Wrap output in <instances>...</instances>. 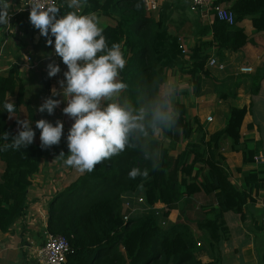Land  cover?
Listing matches in <instances>:
<instances>
[{
	"label": "trees",
	"instance_id": "trees-1",
	"mask_svg": "<svg viewBox=\"0 0 264 264\" xmlns=\"http://www.w3.org/2000/svg\"><path fill=\"white\" fill-rule=\"evenodd\" d=\"M215 5H224L234 13L233 26L212 14L210 23L198 22L191 32L173 34L168 23L174 11L155 19L146 14L141 0H86L79 13L110 21L103 28L104 35L109 44L121 45L127 61L121 78L129 88L121 99L141 106L162 96L161 88L175 70L188 78L194 95H199L203 79H213L207 66L209 58L215 56L223 65L226 53H237L251 41L240 26L243 21L250 22L253 34L264 36V0H215ZM58 7L61 14L70 11L66 0H60ZM163 7L167 11L174 5L167 1ZM187 39L194 44L183 54L181 46ZM263 77L264 65L257 72L256 82ZM9 96L16 105V115L24 107L35 129L38 119L25 102V84L16 66L0 75V102ZM217 96L227 102L228 97L220 91ZM175 107L178 120L172 129L134 138L132 147L97 164L92 172L85 171L49 201L46 231L64 237L70 246L64 264L221 263L218 245L231 238L224 214L243 217L250 195L264 191V167L242 173L241 187L232 181L222 145L227 143L226 152L242 153L243 165L264 164V152L260 141L246 140L241 134L249 108L228 106L222 129L210 132L197 117L188 118L183 105L175 103ZM7 118L6 112H0V134L7 132L11 138L20 126L9 124ZM67 132L61 140L65 155ZM181 145L182 152L172 156L170 150ZM45 151L36 130L33 144L26 149L0 152V235L9 234L26 214L28 190ZM134 167L148 169V175L130 178ZM140 189L149 212L132 218L123 196ZM198 194L212 200L198 207L194 220L184 217L188 223H170L168 216L179 206L186 212L193 210L192 200ZM191 223L196 231L189 227ZM203 253L208 260L201 256Z\"/></svg>",
	"mask_w": 264,
	"mask_h": 264
},
{
	"label": "crops",
	"instance_id": "crops-1",
	"mask_svg": "<svg viewBox=\"0 0 264 264\" xmlns=\"http://www.w3.org/2000/svg\"><path fill=\"white\" fill-rule=\"evenodd\" d=\"M190 2L191 0H169L170 6L173 4L174 7L164 11L162 6L163 9L161 7L160 11L152 17L158 19L161 13L164 14L165 12L168 15L174 11L172 13L174 15L179 12L181 15L175 19L171 16V21L168 23V30L173 34L174 32L190 31L198 22L210 23V18L204 19L201 17V21L193 20L190 17L186 18V15H189L187 12L191 13L189 11ZM29 10L30 8L23 7L18 0H11V27L0 29V75L16 66L25 84V102L33 108L35 117L38 120L43 118L53 123L57 120H63L62 123L64 124V122L71 120L62 113L63 107L66 106L65 103H61L54 109L51 115L54 121L51 120L49 115L47 116L46 112L40 113L37 111L39 105L51 96L52 88L59 90L57 81L63 79V72L67 69L61 59L55 55L54 49L46 44L45 38L40 36L39 31L30 24L28 19ZM96 18L102 28L107 24H111L106 18L97 16ZM180 26L183 27L182 30L179 29ZM240 26L244 28L251 41L241 51L225 54L223 70L209 68L213 79L211 81L203 79L202 90L199 95H194L192 88L187 83L188 78L181 76L178 70L171 72L167 77L161 88V94L166 93L171 85H175L174 103L183 105L187 117L190 119L197 117L210 132L220 130L224 126L223 122L209 128L206 126V124L215 122L214 111L217 110L225 114L228 112V106L230 105L239 108H253V114L249 112L243 120L241 134L246 140L263 142L261 150L264 152V129L260 132L257 126L259 124L262 127V121L258 116L261 117L264 111V77L259 82L255 80L258 70L264 65V36L253 34L248 20L243 21ZM207 39L210 40L211 37L209 36ZM184 43V47L188 48L193 46L194 41L187 39ZM48 54H51V61H55L61 68V72L52 78L47 76L46 66L51 62L46 58ZM27 57L30 58V61H27ZM219 91L220 95L228 97L227 102H224L222 98H218L217 93ZM52 98L63 99L62 96ZM255 106L260 110V114L254 111ZM17 119H27L24 107L20 110L19 115L11 118L8 116L7 122L13 124ZM208 119H211V121ZM68 129L64 125V132H67ZM222 147L232 181L239 187L242 186V173L264 167V164L243 165L242 153L226 152L227 143H224ZM61 148L59 147V151H61ZM176 148L179 151L176 152L174 157L182 152L184 145L176 146ZM45 164L46 162L42 159L40 170L29 187L26 214L14 224L9 234L0 235V264H37V253L45 241V217L47 216L49 201L56 193L62 191L83 174H78L76 178L68 183V178L73 172L75 173L76 169L71 166L68 168L67 165L65 170L67 175L60 174V179L54 180L55 183H53V180L49 181L47 176L43 174ZM61 168L65 167L57 166L55 169L60 170ZM238 169L241 172H237ZM1 172L0 165V175ZM135 196H138V199L143 198V193L137 191L123 196L125 207L131 211L130 216L132 218L137 217L132 216V208L134 207L132 200ZM250 196L251 200H248L244 206L243 217L232 212L224 214V220L231 238L228 241L220 242L218 245L221 255L220 264H264V191L253 193ZM211 200L210 197L198 194L193 197L192 211L186 212L182 206H179L178 209L170 213L168 220L170 223L185 222L184 217L194 220L198 207L208 204ZM140 205L145 206L144 204ZM155 207L161 209L163 206L156 205ZM189 227L196 231L194 223H191ZM39 239H42L41 246L38 243ZM201 256L206 260L209 259V256L205 253Z\"/></svg>",
	"mask_w": 264,
	"mask_h": 264
},
{
	"label": "clouds",
	"instance_id": "clouds-1",
	"mask_svg": "<svg viewBox=\"0 0 264 264\" xmlns=\"http://www.w3.org/2000/svg\"><path fill=\"white\" fill-rule=\"evenodd\" d=\"M84 3L86 0H66L70 11L64 14L54 0H29L27 6L30 24L67 69L63 79L57 81L59 90L52 88L51 96L37 111L52 115L61 103L66 104L62 113L72 120L66 136L68 153L61 151L58 157L66 156L64 163L77 171L92 172L97 164L132 147L134 138L172 129L178 110L174 103L175 85L141 106L121 99L129 88L121 78L127 63L124 52L119 43L109 44L95 14L79 13ZM10 7L11 0H0V29L11 27ZM46 58L51 61V54ZM46 67L49 78L61 72L55 61ZM57 96L63 99L52 98ZM0 112H6L9 118L16 116V105L10 96L0 102ZM16 123L20 126L16 135L10 138L7 132L0 134V152L26 149L33 144L36 130L42 149L58 145L64 135L60 120L53 123L39 119L35 129L31 119H17ZM9 139L10 143H4ZM138 175L147 176L148 169L134 167L129 171L130 178Z\"/></svg>",
	"mask_w": 264,
	"mask_h": 264
},
{
	"label": "built area",
	"instance_id": "built-area-1",
	"mask_svg": "<svg viewBox=\"0 0 264 264\" xmlns=\"http://www.w3.org/2000/svg\"><path fill=\"white\" fill-rule=\"evenodd\" d=\"M23 7L30 8L27 6L29 0H18ZM147 15H156L164 3L168 0H141ZM51 2V0H49ZM56 6H59L60 0H54ZM189 11L195 15H199L204 19H208L213 14L214 17L226 23L229 26L235 24L234 13L226 6L215 5V0H191L189 5ZM182 53H185V47L181 46ZM27 61L30 58L27 57ZM207 66L214 68L219 71L224 69V65L219 64L215 56H211L208 60ZM211 121V119H208ZM139 204H143V198L137 199ZM47 218V216L45 217ZM45 241L42 247L37 253V264H64L66 261V255L69 252L70 246L68 241L59 235L49 234L47 231L44 233Z\"/></svg>",
	"mask_w": 264,
	"mask_h": 264
},
{
	"label": "rangeland",
	"instance_id": "rangeland-1",
	"mask_svg": "<svg viewBox=\"0 0 264 264\" xmlns=\"http://www.w3.org/2000/svg\"><path fill=\"white\" fill-rule=\"evenodd\" d=\"M187 13L189 15H186V18L190 17L193 20H196L197 17H198V16L193 15V14H191L189 12H187ZM179 15H181V14L179 12H177L174 15H172V18L175 19ZM251 109H250V112H252V114H253V108H251ZM260 109H261V107H260ZM254 111L259 112L260 110H258L257 106H255L254 107ZM213 114H214L213 116L215 117V122L214 123H211V124H206V126L208 128L211 127L212 125L218 124L219 122H221V123L223 122V124H225L226 119H227V115L226 114L225 115H222L217 110L214 111ZM259 114H260V112H259ZM47 116H48V114H47ZM49 116L51 117V120L54 121L53 116H51V115H49ZM258 117L262 121V123H261V126L262 127H260L259 124H257V126L259 127V131L262 132V130L264 129V111L262 112L261 117L260 116H258ZM62 121L63 120H61V122ZM71 124H72V120H68L66 123L64 122V125H66L68 128L71 127ZM65 133L66 132H64V135L62 137H64L66 135ZM262 143L263 142H261V148H262ZM59 147L61 148V144L60 143L58 145H55V146H52V147L46 149V151L44 153V156H43V160L46 162V164L44 165V173L43 174H45L47 176V178H48L49 181L59 180L60 179V174L65 175V176L67 175V172L65 171L67 165L64 163V160L66 159V157H58L59 154H60V152L62 151V148H61V151H59ZM177 151H179V149L177 150L176 147L175 148H172L170 150V154L172 156H174V155H176V152ZM57 166H61V167H65V168H63V169L61 168L60 170H57V169H55ZM69 167L70 166H68V168ZM82 173H84V172H80V171H76L75 170V173L73 172L71 174V176L68 178L69 179L68 183L70 181H72L74 178H76V176L78 174H82ZM65 176H64V178H65ZM55 181L53 183H55ZM140 191H141V189L138 190V192H140ZM137 199H138V196H135V198H133V200H132L133 201L132 202V205L134 204V207L132 208V212H133V215L132 216H140V215L147 214L149 212V210L145 206L140 205L137 202ZM38 243H39V246H41L42 245V239L41 240L39 239Z\"/></svg>",
	"mask_w": 264,
	"mask_h": 264
}]
</instances>
